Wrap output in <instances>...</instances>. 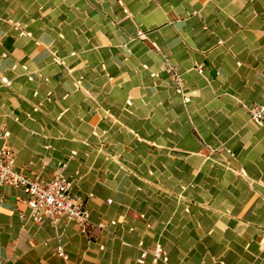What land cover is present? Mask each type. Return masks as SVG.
Listing matches in <instances>:
<instances>
[{
    "label": "crops",
    "instance_id": "0c3cea01",
    "mask_svg": "<svg viewBox=\"0 0 264 264\" xmlns=\"http://www.w3.org/2000/svg\"><path fill=\"white\" fill-rule=\"evenodd\" d=\"M20 1L0 0V124L14 167L62 170L88 221H33L3 185L0 264L264 261V126L243 106L264 100V0Z\"/></svg>",
    "mask_w": 264,
    "mask_h": 264
},
{
    "label": "built area",
    "instance_id": "2783aa9c",
    "mask_svg": "<svg viewBox=\"0 0 264 264\" xmlns=\"http://www.w3.org/2000/svg\"><path fill=\"white\" fill-rule=\"evenodd\" d=\"M138 35L142 37L145 34L138 30ZM22 68L27 71V77L31 80L33 76L28 72L27 67L22 65ZM199 72H202V69H199ZM170 75L176 91L183 95L185 101L189 100L184 94L182 73L176 68H172ZM11 82L10 78L0 73V88L10 86ZM243 106L246 108L251 122L258 126H264V100L245 103ZM9 137L10 131L0 124V187L3 185L19 186L28 194L27 203L33 221L48 220L52 224L73 221L84 227L88 221V213L83 198L71 193V178L65 175L62 170L53 173L49 178H41L36 174L30 176L22 170L16 169ZM64 165L65 162L61 163V169ZM55 249L60 257L67 258L62 244H57ZM158 250H160L159 246Z\"/></svg>",
    "mask_w": 264,
    "mask_h": 264
},
{
    "label": "rangeland",
    "instance_id": "374dc122",
    "mask_svg": "<svg viewBox=\"0 0 264 264\" xmlns=\"http://www.w3.org/2000/svg\"><path fill=\"white\" fill-rule=\"evenodd\" d=\"M22 1V0H21ZM20 1V2H21ZM17 8V7H16ZM142 33H144L145 34V32H143V31H141ZM147 36H148V34H145L144 36H142V38L141 39H143L151 48H155V46H156V44H154V42H153V40H151V39H148L147 38ZM122 42V41H121ZM124 42V41H123ZM127 45V44H126ZM125 46V45H124ZM164 64H165V68H166V70L170 73V71H172V68L173 69H175V67L173 66V64L169 61V60H165L164 61ZM115 99V101L116 102H114L113 101V104L114 105H116V106H119V104H118V102H117V100H119L118 98H114ZM183 100L185 101V98H183ZM188 101V100H187ZM108 112V114H110V115H113L114 117V119L115 120H119V118H117V116H115L113 113L111 114L109 111H107ZM217 151V150H216ZM228 149H220V150H218L217 152H221L222 154H221V157H225V159H222L223 161H226V156H227V154H228ZM226 154V155H225ZM223 155H225V156H223ZM227 168H230L231 169V166L229 165V164H227ZM227 178V177H226ZM187 185L186 184H182V189H185V187H186ZM230 186V185H229ZM230 187H228V190H231V188L229 189ZM227 196L229 195L228 194V192L227 193H225ZM180 198H181V200L180 201H185L184 199H182L183 198V196H186V194H184V193H180ZM227 199H229L230 201H231V198H227ZM207 200V199H206ZM216 201V200H215ZM218 201V200H217ZM220 201H223V203H226V207H231L232 205L231 204H229L228 203V200H225V199H220ZM189 202L188 201H185V204L183 205V207L185 208V210H184V212L186 213V214H188V213H192V211H191V209H190V207H189V204H188ZM207 204H209V206H216L217 204H216V202H214V200H207V202H206ZM205 203V204H206ZM188 204V205H187ZM226 216H228V215H224V217L225 218H227ZM183 218H185V216H183V215H181V217H180V220H182ZM262 244L264 245V238H263V240H262ZM162 251H163V255H165L164 254V252H165V250L162 248ZM245 257H244V255H243V263H245V264H264V261L263 260H261L260 258H257L256 260H251V261H249V260H246V259H244ZM248 259V258H247Z\"/></svg>",
    "mask_w": 264,
    "mask_h": 264
}]
</instances>
